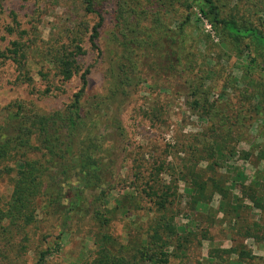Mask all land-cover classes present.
Instances as JSON below:
<instances>
[{"label": "rangeland", "instance_id": "rangeland-1", "mask_svg": "<svg viewBox=\"0 0 264 264\" xmlns=\"http://www.w3.org/2000/svg\"><path fill=\"white\" fill-rule=\"evenodd\" d=\"M218 1L226 12L239 14L264 31V0ZM163 4L164 21L177 30L185 14L176 0L158 4H152V0H97V10L104 18L100 56L89 43L98 17L84 13L82 0H0V51L7 50L15 41L29 47L28 70L33 80L24 82L11 62L1 63L0 125H5L4 130L8 129L9 133L12 121L21 122L27 114H54L66 110L73 102L81 88L80 76L62 83L52 64L60 47L73 41H81L86 51L79 62L82 72L91 71L84 106L95 111L99 105H111V115L121 120L125 130L113 178L106 186L107 199L98 207L102 213L100 219L109 220L108 225L104 227L94 211L86 217L74 215L71 223L66 224L51 214L45 207L47 203L41 200L32 225L12 226L5 221L0 226V264H38L42 253H47L44 264H100L98 249L104 245L101 241L107 235L115 241L111 246L114 256L120 258V246H124L131 258L133 250L146 242L148 229L157 214L143 193L145 185L154 182L161 163L174 166L180 172L185 161L198 156L201 169L211 174L209 167L218 166L217 173L236 181L237 189L230 193L232 199L219 194L212 199L211 208L218 222L211 240L203 241L200 236L187 257L180 256L170 264H218L211 263L210 258L219 254L225 258V264H229L228 256L223 253L241 245L256 258L245 264H264V204L257 198L260 190L257 184L264 183V159H261L264 156V101L260 108L252 101L254 96L263 93V74L260 71L251 74L252 69L238 60L232 47L224 44L221 35L199 11H192V22L187 30V54L190 66L196 69L191 81H203L204 91L218 108L216 120L220 124L219 133L223 134L220 147L209 149L207 146V149L202 136L210 124L191 109L186 79H162L134 49L129 59H123V55L116 54L118 48L112 41L117 23L133 29L138 19L134 17L135 12L149 9V14L154 13ZM121 6L130 12L123 16V21L118 20ZM13 13L21 29L11 34L8 29L13 27ZM150 27L151 21L147 20L145 29ZM22 31L28 35L22 37L19 33ZM130 36L134 38V34ZM16 111L20 112L18 118L13 116ZM38 154L35 150L16 152L0 167V211L6 212L11 206L20 165L26 159H38ZM7 169L13 173L9 174ZM184 172L187 171L184 169ZM180 186L183 204L174 206L172 213L175 210L177 214V226H184L190 222L187 215L193 200L186 194L182 182ZM256 191L252 195L251 192ZM230 200L232 204H239V220L234 215L226 219L223 213L222 205ZM194 219L200 220L198 216ZM244 222L258 223L261 233L243 239L237 231Z\"/></svg>", "mask_w": 264, "mask_h": 264}, {"label": "trees", "instance_id": "trees-1", "mask_svg": "<svg viewBox=\"0 0 264 264\" xmlns=\"http://www.w3.org/2000/svg\"><path fill=\"white\" fill-rule=\"evenodd\" d=\"M96 1L82 0V4L87 16L98 17V23L91 30L89 43L92 50L102 56L99 41L104 28V18L97 10ZM162 1L165 0H152V4ZM176 1L178 8L185 14V19L177 30L171 29L164 21L163 4L154 13L149 14V9L135 12L134 17L138 19L134 31L122 26L121 22L117 23L112 41L118 48L116 54L123 55V59H129L128 56L134 49L141 53V59L149 62V69L162 79H186L190 89L189 97L192 99L191 109L198 113L202 121L210 124L205 136H202V143L209 149L220 147L223 134L219 133L220 124L216 120L219 118L216 103L211 102L210 95L204 91L202 80L191 81V75L196 69L190 66L187 54V30L192 22V11H199L201 17L221 35L224 44L232 47L238 60H243L249 69H252L251 74L256 71L263 74V88L264 31L239 14L226 12L218 0ZM120 8L122 9L118 20L123 21V16L126 17L130 12L126 7ZM12 17L13 27L8 29L11 34L21 29L16 14L13 13ZM147 20L151 21L152 27L145 29ZM19 33L22 37L28 35L25 31ZM133 34L132 39L130 35ZM143 35L145 39L142 38ZM29 49L23 42L15 41L7 50L0 51V65L2 62H11L19 78L26 83L33 81L28 70ZM57 55L52 64L58 79L62 83H68L80 76L81 88L64 111L50 115L27 114L21 122L12 121L13 126H10L9 133L8 129L4 130L5 125H0V167L9 162L16 152L35 150L39 153L38 159H26L20 165L14 180L11 206L6 212L0 211V226L5 221L10 222L12 226L32 225L34 212L41 200L47 203L45 207L51 214L63 219L66 224L71 223L74 215L82 214L86 217L93 211L104 227L109 223V220L100 219L102 213L99 208L107 199L106 186L113 178L125 130L121 120L111 115V105H99L95 107V111H90L83 104L91 71L87 69L82 72L79 63L80 59L86 56L82 42L73 41L62 45ZM252 101H256L260 108L264 101V90L259 96H254ZM13 116L18 118L20 112L16 111ZM199 157L185 161L180 172L165 162L157 167L154 182L149 181L143 191L157 211L148 229L146 242L141 248L138 247V250H133L131 258L128 249L120 246L118 258L113 255L111 248L115 241L111 240V236H104L105 240L101 241L104 245L98 249L100 264H170L173 259H180V256L187 257L200 236L203 241L211 240L212 230L218 222L217 215H214L211 208L212 199L218 194L232 199L230 193L237 189L238 184L220 176L217 173L218 166H210L209 170L213 173L208 174L200 168ZM261 159H264V156ZM7 172L13 173L11 169H7ZM181 182L193 203L191 202L192 206L189 204V224L177 226V214L175 210L172 213V209L178 203L183 204V196L179 194ZM257 185L260 189L258 202L264 204V183ZM251 193L253 195L257 191ZM222 209L226 219L233 215L236 220L240 219L238 203L232 204L230 200L222 205ZM195 216L200 220H195ZM205 224L207 228L203 227ZM238 228L237 232L243 239H251L261 233V227L256 222H244ZM223 254L228 256L226 261L229 264H245L256 259L243 245L235 246ZM46 255L47 253L41 254L38 264L45 263ZM210 259L211 263H226L220 254L213 255Z\"/></svg>", "mask_w": 264, "mask_h": 264}]
</instances>
